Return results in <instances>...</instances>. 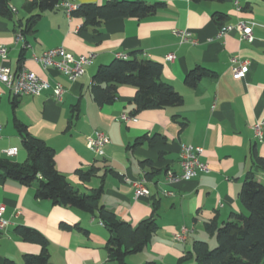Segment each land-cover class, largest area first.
Here are the masks:
<instances>
[{
	"label": "crops",
	"instance_id": "crops-1",
	"mask_svg": "<svg viewBox=\"0 0 264 264\" xmlns=\"http://www.w3.org/2000/svg\"><path fill=\"white\" fill-rule=\"evenodd\" d=\"M107 1L69 0L76 8ZM129 1L164 6L143 20L114 19L94 31L84 29L82 18L69 16L58 5L41 14L34 32L24 33L32 15L27 10L32 0H9L14 18H0V45L9 51L5 64L14 72L25 69L52 84L60 83L66 93L62 101L54 98L52 90L16 98L0 85V158H7L5 151L12 148H17L18 154L9 158L11 161L24 163L28 158L14 125L17 119L32 136L55 149L57 170L80 192L90 193L103 185L102 202L119 220L137 226L157 218L159 229L151 244L128 258V264H178L195 241L215 242V236L205 230L208 221L217 217L221 224L233 213L244 211L239 194L247 173L254 169V153L264 159V136L257 140L253 131L264 117V0ZM239 22L255 23L253 42L242 40L236 31L219 37L222 27ZM183 33L189 37L184 39ZM59 47L76 58L96 54L80 80L70 82L34 60ZM133 52L163 65L162 80L183 97L182 106L133 116L137 90L132 86H119L112 104L96 103L92 84L99 67L110 64L119 54L128 57ZM169 55L175 56L174 61L167 60ZM232 58L248 64V73L241 80L233 77ZM196 68L209 74L191 88L185 80ZM123 116L130 119L124 121ZM95 132L108 138L102 157L86 145ZM145 137L157 140L151 145L138 143ZM184 145L202 147L201 160L211 171L169 184L168 172H182ZM144 162H151L160 173L148 180L149 168L142 167ZM93 167L98 169L97 175L82 182L77 171ZM257 178L264 183L263 172ZM142 179L147 180L150 195L136 200L135 184ZM35 190V186L0 179V205L10 223L0 233V264H25L26 256L41 254L42 246L17 234L19 227L34 229L46 238L50 256L45 264H115L106 248L110 232L96 216L37 200ZM153 203L158 207L155 215ZM62 223L79 226L89 235L77 229L63 230ZM183 228L190 232L183 242H177L175 236Z\"/></svg>",
	"mask_w": 264,
	"mask_h": 264
},
{
	"label": "trees",
	"instance_id": "trees-1",
	"mask_svg": "<svg viewBox=\"0 0 264 264\" xmlns=\"http://www.w3.org/2000/svg\"><path fill=\"white\" fill-rule=\"evenodd\" d=\"M61 1L32 0L27 6L28 12L32 15L27 20L24 33L34 32L41 14L55 9ZM163 6L162 3L151 4L146 1L109 0L103 5L82 4L72 11L71 16L82 18L84 29L92 28L97 31L103 23L114 19L143 20L155 15ZM34 11L38 13L33 14ZM0 18L13 20L14 10L9 0H0ZM162 72L161 63L142 59L140 52H133L125 58L117 57L110 64L99 67L94 75L92 84L94 100L100 106L112 104L118 97L119 86H132L137 90L133 116L146 110L182 106L183 97L162 80ZM208 74L206 69L196 68L187 75L186 85L195 88ZM14 125L28 158L24 163L0 158V179L12 180L25 187L35 186L37 200L51 201L54 206L69 207L96 216L110 232L106 248L109 260L115 264H128V258L143 252L151 244L159 229L155 216L143 220L137 226L119 220L102 202L105 192L103 185L90 193L80 192L57 170L55 149L32 136L27 126L19 120L15 119ZM156 140L157 137L150 140L145 137L138 143L147 141L151 145ZM142 167L149 168L146 169L148 180L160 173L154 169L151 162L142 163ZM262 172L264 173V159L255 152L254 169L247 173L239 194L244 211L233 213L228 221L221 224L217 217L208 221L205 230L209 235L215 236V248L211 249L207 241L197 240L178 264H261L264 261V183L257 178V174ZM97 173L98 169L93 167L86 171L78 170L76 174L82 182H88ZM153 207L155 215L158 210L157 204L153 203ZM60 227L67 231L77 229L89 235V231L79 226L72 227L62 223ZM16 232L24 241L42 246L40 255L25 257V264L47 263L50 255L46 238L38 231L27 227H19Z\"/></svg>",
	"mask_w": 264,
	"mask_h": 264
},
{
	"label": "built area",
	"instance_id": "built-area-1",
	"mask_svg": "<svg viewBox=\"0 0 264 264\" xmlns=\"http://www.w3.org/2000/svg\"><path fill=\"white\" fill-rule=\"evenodd\" d=\"M59 7L65 9L66 13L71 16L72 11L76 9L69 0H63ZM253 22H239L236 25H226L220 29L219 37L226 36L232 31H236L242 40L253 42ZM182 37L186 39L189 33H183ZM9 51L5 46L0 45V85L14 97L23 96H38L45 91L52 90L53 96L57 101H62L66 93V89L60 83L52 84L49 81L41 78L35 73L21 69L19 71H12L5 63L8 61ZM118 58H125L124 55H117ZM96 58V54L91 52L79 58L68 54L63 47L47 50L40 56H35L34 60L42 65L45 70H55L59 74L66 76L70 82L80 80L86 73V67L90 66ZM175 56L169 55L168 61H174ZM233 77L236 80L243 79L248 73L249 67L246 62H240L238 58H232ZM3 97V92L0 90V101ZM130 118L123 116L124 121ZM254 136L257 140H262L264 136V117L261 118L253 126ZM2 137V126L0 124V139ZM108 143L106 134L102 132H95L93 136L87 138V148L93 151L98 156H104V147ZM204 153L202 147L193 145H184L181 150V168L180 175L173 172H168L166 175L169 184H176L181 181H189L197 178L201 174L210 173L209 164L201 160ZM18 154L17 148H12L5 151L7 158H12ZM135 199L148 197L150 190L147 187V180L142 179L135 184L134 190ZM166 196H172L173 193L165 192ZM9 221L5 219V207L0 205V233L4 232L9 226ZM190 230L183 228L175 236L177 242H183Z\"/></svg>",
	"mask_w": 264,
	"mask_h": 264
},
{
	"label": "rangeland",
	"instance_id": "rangeland-1",
	"mask_svg": "<svg viewBox=\"0 0 264 264\" xmlns=\"http://www.w3.org/2000/svg\"><path fill=\"white\" fill-rule=\"evenodd\" d=\"M264 182V181H263ZM215 239V238H214ZM215 242L213 244L210 243V247L211 249L215 248L216 246V239L214 240ZM261 264H264V261L261 263Z\"/></svg>",
	"mask_w": 264,
	"mask_h": 264
}]
</instances>
